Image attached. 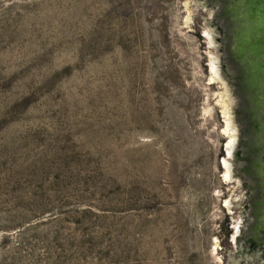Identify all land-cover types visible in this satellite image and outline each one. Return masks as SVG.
Wrapping results in <instances>:
<instances>
[{
    "label": "rangeland",
    "instance_id": "1",
    "mask_svg": "<svg viewBox=\"0 0 264 264\" xmlns=\"http://www.w3.org/2000/svg\"><path fill=\"white\" fill-rule=\"evenodd\" d=\"M238 154L204 0H0V264H259Z\"/></svg>",
    "mask_w": 264,
    "mask_h": 264
},
{
    "label": "water",
    "instance_id": "2",
    "mask_svg": "<svg viewBox=\"0 0 264 264\" xmlns=\"http://www.w3.org/2000/svg\"><path fill=\"white\" fill-rule=\"evenodd\" d=\"M251 1L252 10L248 16L253 19V23L247 36L240 29L242 21L239 19L236 0H204L214 52L222 75L231 90L237 115L239 169L250 198L247 226L251 222V200L257 197L255 193L260 188L259 185H264V177L259 176L255 169L251 170L247 162L257 140L264 142V136L255 129V124L263 123L264 115V101L259 102L264 94V0ZM250 48L258 55L255 65L258 68L259 84L250 74L251 65H254L252 60L245 59V54ZM252 114H255V118H252ZM258 158L260 156H254L256 161ZM262 196L264 193L261 198ZM245 246L246 244L241 245L242 248ZM250 251L254 252V247H251ZM251 252L243 251L242 255L248 259ZM255 260L262 264L258 256Z\"/></svg>",
    "mask_w": 264,
    "mask_h": 264
},
{
    "label": "flooded vegetation",
    "instance_id": "3",
    "mask_svg": "<svg viewBox=\"0 0 264 264\" xmlns=\"http://www.w3.org/2000/svg\"><path fill=\"white\" fill-rule=\"evenodd\" d=\"M236 2L239 19L242 21V24L240 26L241 32H244V34L248 36V34L250 33V26L253 23V19L248 16V14H251L252 1L236 0ZM238 41L240 42L241 40ZM247 48H249L248 45ZM245 59L252 60L254 65H251L250 74L252 75V79L257 80L259 84L258 68L255 65L258 62L257 53L253 52V50H251L250 48L249 52H246L245 54ZM260 91L262 93V89ZM261 101H264V94L263 98H261L259 102ZM262 117L263 123L258 122V124H255V129L257 133H260V135L264 136V115H262ZM252 118H255V114H252ZM253 148L255 151L253 150L248 155L247 162L250 165L251 170L255 169L259 176L264 177V142L258 139L256 146H254ZM254 156H260V158H258L259 161L254 160ZM238 157H240V154H238ZM259 187L260 188L255 193L257 197L251 200V222L246 227L244 234L240 238L242 245L246 244V246L249 247L247 252H251V247H254V252H251L250 255L254 254L255 257L258 256L259 253L264 255V196H262L263 198H261V194L264 193V185H259Z\"/></svg>",
    "mask_w": 264,
    "mask_h": 264
},
{
    "label": "bare ground",
    "instance_id": "4",
    "mask_svg": "<svg viewBox=\"0 0 264 264\" xmlns=\"http://www.w3.org/2000/svg\"><path fill=\"white\" fill-rule=\"evenodd\" d=\"M227 128H228V129H226V130H227L226 132H228V131H229V129H230V125H229V123H228V126H227ZM228 133H229V132H228ZM233 138H234V137H233ZM233 138H232V139H233ZM233 141H234V140H231V142H230L229 146H231V145H232ZM226 166H227V165H226ZM227 168H228V166H227ZM225 178H226V180H227V181H228V180H230V173H229V169H228V173L226 174V177H225ZM238 232H239V231H238ZM238 237H239V235H237V234H236V236L234 237V242H235V239H236V238H238Z\"/></svg>",
    "mask_w": 264,
    "mask_h": 264
}]
</instances>
